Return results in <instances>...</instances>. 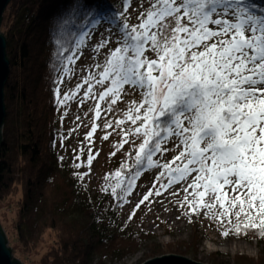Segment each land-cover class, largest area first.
I'll use <instances>...</instances> for the list:
<instances>
[{
	"label": "snow or ice",
	"instance_id": "snow-or-ice-1",
	"mask_svg": "<svg viewBox=\"0 0 264 264\" xmlns=\"http://www.w3.org/2000/svg\"><path fill=\"white\" fill-rule=\"evenodd\" d=\"M124 3L123 10L90 8L82 17L73 8L58 21L55 34L53 70L60 74L54 81L55 102L67 105L87 85L80 104L96 101L85 137L89 142L99 126L101 102L103 111L111 113L129 90L140 93L121 118L105 119L104 129H119L117 150L131 146L126 153L131 164L115 171L114 185L106 175L102 191L126 203L142 173L158 168L156 180L167 181L161 183L165 190L187 185L180 204L189 212L203 211L231 225L236 234L255 230L264 238V0H148L137 25L128 23V0ZM81 18L84 22L76 25ZM68 24L78 29L71 47L63 39ZM100 28L104 32L93 51L99 55L108 49L103 62L61 97L60 85L74 74L86 41ZM97 86L102 89L98 93ZM169 143L178 154L164 162L161 158L172 150L164 147ZM93 159L89 148L86 165ZM87 175L76 173V178L83 181ZM151 195L149 190L129 219Z\"/></svg>",
	"mask_w": 264,
	"mask_h": 264
},
{
	"label": "trees",
	"instance_id": "trees-1",
	"mask_svg": "<svg viewBox=\"0 0 264 264\" xmlns=\"http://www.w3.org/2000/svg\"><path fill=\"white\" fill-rule=\"evenodd\" d=\"M124 6V0H10L3 11L0 32L9 75L0 144V212L12 215L6 229L0 227L22 264H106L134 253L149 237L147 232H127L124 222L117 227L121 202L109 193L84 200L80 181L55 150L61 133L54 95L60 74L53 70L58 21L73 8L82 17L90 8L111 12ZM83 22L77 19L76 25ZM73 33L78 34L77 27L68 24L63 39L69 47ZM112 225L116 228L108 230ZM232 233L262 244L255 259L237 254L235 264H264V238L255 230L236 234L232 227ZM184 245L187 250L190 244Z\"/></svg>",
	"mask_w": 264,
	"mask_h": 264
},
{
	"label": "rangeland",
	"instance_id": "rangeland-1",
	"mask_svg": "<svg viewBox=\"0 0 264 264\" xmlns=\"http://www.w3.org/2000/svg\"><path fill=\"white\" fill-rule=\"evenodd\" d=\"M148 7V0H131L126 14L128 23L130 25L139 24L138 17ZM102 32H104V28H100L98 32L92 35L91 39L86 41L82 55L73 66L74 74H70L60 85L61 97L65 92L75 91L83 77L88 75V70L95 63L103 62L108 49H103L99 55L93 51L94 46L101 39L100 33ZM111 47L115 48V43H112ZM86 87L87 85L77 93L76 99L69 101L63 107H59L58 126L61 133L55 146L57 154L63 157L68 170L75 175L76 173H88L84 180L79 182L81 197L84 200L102 192L106 175L111 176L110 183L114 185L116 183L114 173L120 170L121 163L131 164V160L126 161V153L129 152L131 146L125 144L123 149L117 150L116 148L120 141V136L117 135L119 129L113 132L112 128L104 129L103 125L105 119L115 121L121 118L120 114L128 108L129 102L132 100L139 101L141 98L138 91L129 90L128 95H122V99L117 101L111 113L103 111L106 105L101 102V117L95 120L99 126L90 138L91 142H89L85 137L91 131L96 101L89 99L83 105L80 104ZM101 90L99 86L95 88L97 93ZM65 113L67 114L65 115ZM86 113L87 115H85ZM128 123L130 124V122ZM113 127H115L114 124ZM109 132L112 134L107 140H104V135ZM139 142V140L136 141L137 144ZM164 147L172 149L161 158L164 162L172 160L178 154V150L173 147L172 143L164 145ZM89 148L94 159L92 164L87 166ZM113 152L116 154L112 155ZM77 155L80 156L79 161L75 159ZM80 162H84L86 166L77 169L75 164ZM159 171L158 168L144 171L137 180L134 190L127 197V202L119 203L116 210L117 227L124 222L127 232H147L149 237L141 243V247L134 253L128 254L120 260H106V264H141L149 258L165 254H177L205 264H211L210 258H214L220 264H235L234 256L237 254H244L254 259L259 256L262 244H257L254 239L245 241L243 238L235 236L232 233L231 225L227 223L222 225L211 214L205 215L203 211L193 214L188 211L187 205L182 207L180 201H183L185 196L182 188L187 185L175 184L165 190L161 187V183L167 181L156 180ZM154 185L155 187H153ZM149 190H152L153 195L149 196V200L141 204L139 209H136L135 215L129 219L133 209L143 199V196L149 193ZM157 190L161 193L159 196L155 195ZM188 191L191 192L192 189H188ZM11 215V213L1 215L0 212V223L5 229L10 222L9 217ZM102 217H105L104 213L100 215L101 220ZM232 219L235 223V218ZM115 226L108 227V230L116 228ZM225 230L229 231V235L222 234ZM187 243L190 245L185 250L184 244ZM7 246L11 249L12 256L16 257L15 254L17 255V253L11 248V245L7 243ZM175 250L177 252H174ZM17 259L19 260V258ZM23 264H25L24 261Z\"/></svg>",
	"mask_w": 264,
	"mask_h": 264
},
{
	"label": "water",
	"instance_id": "water-1",
	"mask_svg": "<svg viewBox=\"0 0 264 264\" xmlns=\"http://www.w3.org/2000/svg\"><path fill=\"white\" fill-rule=\"evenodd\" d=\"M10 0H0V23L5 7ZM9 75V59L6 54V40L0 32V144L2 141V127L6 116L4 104V85ZM0 264H22L12 256L11 249L7 246V239L3 229L0 227ZM141 264H205L194 261L185 256L177 254H165L149 258Z\"/></svg>",
	"mask_w": 264,
	"mask_h": 264
}]
</instances>
